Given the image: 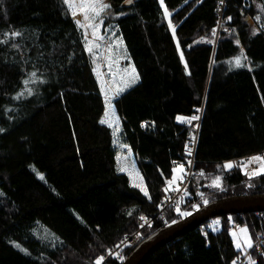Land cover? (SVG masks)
Wrapping results in <instances>:
<instances>
[{
	"label": "trees",
	"instance_id": "trees-1",
	"mask_svg": "<svg viewBox=\"0 0 264 264\" xmlns=\"http://www.w3.org/2000/svg\"><path fill=\"white\" fill-rule=\"evenodd\" d=\"M103 2L93 63L64 0H0V264H124L146 239L209 204L264 195V175L249 180L240 166L224 168L264 153V28L253 19L264 0H164L175 35L160 0ZM221 18L229 31L218 33ZM94 64L104 72L116 136L115 124L100 123L106 103ZM133 67L138 81L114 94ZM202 107L194 170L219 175L224 190L192 180L180 206L191 214L155 218L188 148L191 124L177 117ZM140 177L147 197L134 186ZM141 216L154 219L141 229ZM235 224L255 240L264 211L208 219L143 264H249L231 235ZM135 232V245L110 256ZM251 257L264 264V249Z\"/></svg>",
	"mask_w": 264,
	"mask_h": 264
},
{
	"label": "snow or ice",
	"instance_id": "snow-or-ice-1",
	"mask_svg": "<svg viewBox=\"0 0 264 264\" xmlns=\"http://www.w3.org/2000/svg\"><path fill=\"white\" fill-rule=\"evenodd\" d=\"M128 3H131V0H127ZM221 2H223V0H221ZM64 3L67 4L69 6L70 9H72V15L73 17L77 16V9L79 10L80 13L83 14V19L84 21L87 22V24H83L80 21H77V23L81 26V27H88L92 29V41H89L88 44H86V49L88 51V53L90 55L93 56V63H95L96 61V55L94 53V48H99L100 45L98 43H95V41H99V40H103L104 37L99 35L98 30L102 24V20H100L101 14L105 12L106 9L109 8V5L105 4L103 2V0H82V2L79 5H76L75 3H73V0H64ZM161 6L164 7L163 5V0H161ZM171 16V13L168 11V9L165 7L164 8V17L167 19ZM229 19H231V17H229ZM99 21V22H97ZM169 28L172 30L173 35H175V28L172 25L171 21L169 20ZM20 33L18 32H14L12 33V36H19ZM213 35H215V29H213ZM85 39H87V34H85ZM122 45V39L117 40L115 42V46L119 47ZM112 47L113 45H110L107 48V52L109 54H111L112 52ZM244 59H247L246 57H244ZM235 66L236 67H243V64L241 63V58L237 57L234 61ZM109 68L111 69V63L109 64ZM125 75L121 76V82L119 86H116L114 89V94H119L122 93L126 88L131 87L132 84L136 83L139 79V76L136 74L135 72V68H131V70L129 71V69H125L124 70ZM97 75L99 76V72H97ZM32 76L35 77L36 73L33 72ZM29 81H25V84H28ZM113 83H114V79H113ZM103 86H102V91H103ZM28 91V95H31L32 92L30 89L27 90ZM21 95H23V93H21ZM105 103H106V110L104 113V119H101L100 123L101 124H107L108 127L113 128V125L115 124L116 127L113 128V135L116 136V133L119 131V125H118V118L115 117V111L114 108L111 105V99L108 95V92L105 91ZM197 111H199V109H197ZM111 117V118H110ZM200 117L198 115H193L190 118H184V117H177L178 122L180 123H189L191 124L192 121H197L199 120ZM142 126H146V125H142ZM192 140L195 141V137H192ZM121 148H126L127 145H120ZM187 148V146H186ZM131 153V150L129 149V154ZM187 154L191 155V148H187ZM126 159V158H125ZM118 162L121 160V157L118 156L117 157ZM191 162L189 161V164ZM257 164L258 167L254 170H252L251 172L246 171V169L248 168L249 165L251 164ZM234 167V165L232 163H227L224 165L225 169H232ZM240 167L245 170L244 174L246 176H248L249 180H251L253 177L256 176H260V175H264V157L262 156H253L251 158H249L246 162L245 161H241L240 162ZM121 171H126L127 169L124 167L120 168ZM173 176L172 179L170 181H167V184L169 186H172L173 184H175V182L177 180H182L183 178V174L185 173V169L184 166L178 165L176 168H174L173 170ZM137 177H139V174H136ZM201 176L204 175L203 172L200 173ZM41 179H43V176H40ZM140 184H136L134 182V186L135 187H139L140 191L143 192V194L147 197L149 195L148 191L146 190L145 187L142 186L143 184V178L140 177ZM209 187L215 188L217 190L223 191V187H222V183H221V177L218 175L216 176L214 179H212L211 184L208 185ZM248 187H252L251 184L248 185ZM177 191L179 190L178 188L176 189ZM165 191H168V189L166 188ZM186 194V193H185ZM181 199H183V197H181ZM203 203L205 205L208 204V200L204 199ZM193 208H196L197 205H192ZM176 211L180 216H188L191 213L189 212H181L180 211V206H179V202H177L176 204ZM129 215H131V213H129ZM141 220H145V217L141 216L140 217ZM147 223V221H145ZM173 223H175V221H173ZM217 223H219V221H217ZM239 232L241 234L244 235L245 239L243 242V245L241 244L240 240L237 238V233L234 231L231 233V235L233 236V240L235 243V246L238 250H244V248H251L252 247V243H251V239L247 236V228H241L239 229ZM104 257H100L97 261L96 264H101V262L103 261ZM249 259V264H255L254 261H252L251 257L248 258ZM233 264H235V262H233Z\"/></svg>",
	"mask_w": 264,
	"mask_h": 264
},
{
	"label": "water",
	"instance_id": "water-1",
	"mask_svg": "<svg viewBox=\"0 0 264 264\" xmlns=\"http://www.w3.org/2000/svg\"><path fill=\"white\" fill-rule=\"evenodd\" d=\"M249 210L264 211V195L230 197L209 204L186 219L161 230V232H156L146 239L138 245L124 264H143L161 246L185 235L208 219Z\"/></svg>",
	"mask_w": 264,
	"mask_h": 264
},
{
	"label": "built area",
	"instance_id": "built-area-1",
	"mask_svg": "<svg viewBox=\"0 0 264 264\" xmlns=\"http://www.w3.org/2000/svg\"><path fill=\"white\" fill-rule=\"evenodd\" d=\"M221 11H223V10H220L219 13H221ZM226 30L228 31L229 29L224 27V22H220L217 32L219 33V32H223ZM203 111H204L203 107L201 109H199V111L196 112L195 115H198L200 117V119L197 121L191 122V126H190L191 134H190L189 143H188V148H191V155H188L186 152V156L184 159H180V160H177L175 162L176 166L181 165V164L184 166H187L190 169V173H189V175L185 174V177H183L182 180H178L172 186H169V185L167 186L168 191L164 192L165 193L164 197L162 199V202H161L159 209H158V213L156 214L155 218H157V217L160 219L166 218L167 212L169 210L176 209L177 202H179V206H181L184 199H186V197H187L186 191H187V189L191 183V180H192L191 179L192 178V167H194V165L197 162L196 161V149H197L198 138H199V133H200V129H201L200 125L202 123V118H203L202 112ZM192 137H195V141L192 140ZM254 155H256V154H254ZM254 155L235 159L236 164L237 163L240 164L241 161L246 162L249 158L253 157ZM189 161L191 162L190 164H189ZM257 166L258 165L254 163V164H251L249 168L250 169H256ZM177 188L179 189L178 191L176 190ZM181 197H183V199H181ZM152 219H154V218L145 217V220H141V222H140L141 229L148 226L149 224H151L153 221ZM145 221H147V223ZM212 226H215V223H212ZM238 227H239L238 224L234 225L235 230H237ZM140 230L138 232H140ZM138 232H135L133 235H128L126 237V239L124 241H122V243L121 242L118 243L115 246V249H113L112 252L110 253V256L121 257L120 250L124 246L129 245V244L135 245L138 242V240H139V233ZM263 249H264V234L259 235L257 237V239L254 241V244L252 245V248L250 249V251L257 250L259 252H262ZM243 259H245V258H243ZM104 260H106V258L103 259L101 264H103L105 262Z\"/></svg>",
	"mask_w": 264,
	"mask_h": 264
},
{
	"label": "rangeland",
	"instance_id": "rangeland-1",
	"mask_svg": "<svg viewBox=\"0 0 264 264\" xmlns=\"http://www.w3.org/2000/svg\"><path fill=\"white\" fill-rule=\"evenodd\" d=\"M73 3H75L76 5H79L80 4V2H79V0H73ZM161 3V2H160ZM248 6V5H247ZM249 7V6H248ZM258 9H259V13H258V15L255 17V18H253V19H255L256 20V23H257V25H259L261 28H264V4L263 5H260L259 7H258ZM70 13H72V9H70ZM219 15H220V17H222L223 16V11H221V13H219ZM74 19H75V21L77 22V21H80L81 23H83V24H87V22L86 21H84V19H83V14L82 13H80L79 12V10L77 9V16L76 17H74ZM168 20H170L171 21V16L168 18ZM221 21L220 22H224L225 23V21L224 20H222V18L220 19ZM169 22V21H168ZM172 23V22H171ZM172 25H173V23H172ZM78 26L79 27H81L79 24H78ZM174 26V25H173ZM83 30H84V34H87V39H86V44H88V42L91 40V39H93V37H92V29L91 28H88V27H81ZM174 28H175V31H176V27L174 26ZM227 31V30H226ZM229 31V30H228ZM98 33H99V35H101L100 34V28H99V30H98ZM85 39V38H84ZM88 52V51H87ZM94 72H95V75H96V77L95 78H97V81H98V83H99V86H100V91L102 92V94H103V97H104V100H105V91H107L106 89H107V82H106V79H105V77H104V72H103V69L100 67V66H98L97 64H94ZM97 72H99V76L97 75ZM102 86H103V91H102ZM108 92V91H107ZM254 156H262V157H264V153L263 154H256V155H254ZM227 163H232L233 165H234V167L233 168H236V167H238V166H240V164H236V161L235 160H231V161H228V162H226V163H224V165L225 164H227ZM175 166V168L177 167L176 165H174ZM184 166V165H183ZM250 167V165L248 166V168L246 169V171H249V172H251L252 170H254V169H250L249 168ZM258 167V166H257ZM256 167V168H257ZM184 169H185V173H186V175H189V173H190V169L187 167V166H184ZM243 171H245V170H243ZM37 174H38V176L40 177V176H43L42 174H39L38 172H36ZM201 173V172H200ZM200 173H197V172H195V170H194V167H192V177H193V175H194V178L191 180L192 182H193V184H195V185H199V179L200 178H202V177H204V178H206L207 179V181H208V184L210 185L211 184V181H212V179H214L216 176H218V175H214V176H206V174L204 173V175L203 176H201L200 175ZM183 177H185V174H183ZM178 181V180H177ZM176 181V182H177ZM221 181H222V179H221ZM222 183V182H221ZM209 188H212V187H209ZM213 189V188H212ZM188 197H190V194L188 193L187 194V199H189ZM190 213V212H189ZM212 223H214V222H212ZM241 228H246V227H241V226H239L238 227V229L237 230H235L234 229V231L237 233V238L240 240V242H241V244L243 245V242H244V239H245V237H244V235L243 234H241L240 232H239V229H241ZM247 236L251 239V243H252V245L254 244V241L257 239V237L258 236H256V238H255V240H254V238H252V236H251V233H250V230L249 229H247ZM252 248V247H251ZM251 248H244V252L246 253L245 254V259L247 258H249V257H251V251H250V249ZM245 259H242L243 261L245 260ZM251 259H252V257H251ZM249 260V259H248ZM252 261H254L253 259H252Z\"/></svg>",
	"mask_w": 264,
	"mask_h": 264
},
{
	"label": "bare ground",
	"instance_id": "bare-ground-1",
	"mask_svg": "<svg viewBox=\"0 0 264 264\" xmlns=\"http://www.w3.org/2000/svg\"><path fill=\"white\" fill-rule=\"evenodd\" d=\"M160 2H161V0H160ZM163 5H164V7H163V8H165V7H166V5H165V3H164V0H163Z\"/></svg>",
	"mask_w": 264,
	"mask_h": 264
}]
</instances>
